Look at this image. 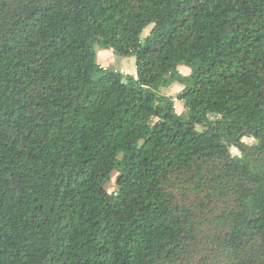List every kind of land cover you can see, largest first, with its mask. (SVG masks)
I'll list each match as a JSON object with an SVG mask.
<instances>
[{
  "label": "trees",
  "instance_id": "obj_1",
  "mask_svg": "<svg viewBox=\"0 0 264 264\" xmlns=\"http://www.w3.org/2000/svg\"><path fill=\"white\" fill-rule=\"evenodd\" d=\"M0 264H264V0H0Z\"/></svg>",
  "mask_w": 264,
  "mask_h": 264
},
{
  "label": "rangeland",
  "instance_id": "obj_2",
  "mask_svg": "<svg viewBox=\"0 0 264 264\" xmlns=\"http://www.w3.org/2000/svg\"><path fill=\"white\" fill-rule=\"evenodd\" d=\"M150 29L146 30V34ZM98 61L104 69L116 70L124 72L125 74H136L137 73V59L135 56H122L115 53L112 49H101L98 48ZM183 73L188 74L190 69L187 67H181ZM183 89L181 84H174L172 87L165 89L164 93L177 96L178 93ZM184 110V102L176 99V111L182 113ZM248 144H254L255 140L252 137L245 136L243 139ZM233 154H240L236 147L231 148ZM110 191H114L117 187L115 180L108 185Z\"/></svg>",
  "mask_w": 264,
  "mask_h": 264
}]
</instances>
